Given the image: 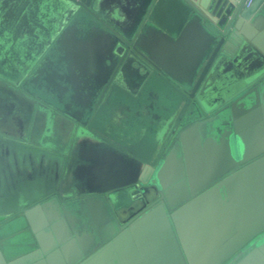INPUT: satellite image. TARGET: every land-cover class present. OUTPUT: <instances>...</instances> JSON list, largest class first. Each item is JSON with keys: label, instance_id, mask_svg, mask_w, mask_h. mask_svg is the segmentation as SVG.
Returning a JSON list of instances; mask_svg holds the SVG:
<instances>
[{"label": "water", "instance_id": "obj_1", "mask_svg": "<svg viewBox=\"0 0 264 264\" xmlns=\"http://www.w3.org/2000/svg\"><path fill=\"white\" fill-rule=\"evenodd\" d=\"M46 1L0 0V264H264V0Z\"/></svg>", "mask_w": 264, "mask_h": 264}, {"label": "crops", "instance_id": "obj_2", "mask_svg": "<svg viewBox=\"0 0 264 264\" xmlns=\"http://www.w3.org/2000/svg\"><path fill=\"white\" fill-rule=\"evenodd\" d=\"M35 3V10H37L36 12H34L33 14V18L31 20L30 23L36 24L35 30V34L34 35H30V37L32 39H41L43 42L45 43H50L51 38L54 36V30L56 29L55 25L59 24V23H63V27H66L67 24L70 22V18L67 16V11H66V7L62 6V5H57V7H53L52 4H50L49 1L46 0H33ZM102 1V8H103V12L105 14H108L109 19H111L114 23H119L122 20H125L126 16H128L132 9V1L134 0H101ZM46 12H45V10ZM42 10L44 14L40 13L39 11ZM54 10L56 12H54ZM33 30H31L30 33L33 32ZM89 30V31H88ZM62 31V28H61ZM77 34L75 35V38H77L78 42L84 41L86 44L88 43V46L84 45H80L79 47H68V48H60L58 54H60L61 59L63 60V57H65L64 55L66 54L67 57V62H69L68 64H70V68L72 70H74L75 75L78 76L81 74H83L82 72L85 71L84 69L86 68V66L84 67L82 62L84 60V57L86 58V53L90 54V52H94V53H101L103 50V46H104V42L102 45V41L100 44H98L100 42V36L97 33H94L92 31V29H87L86 27H83L80 24V27L76 29ZM18 33V31H17ZM60 33V32H59ZM19 35V33L17 34V36ZM83 35L85 36V39H82ZM87 37V38H86ZM84 43V44H85ZM39 46H31V47H25V48H17V62L18 61H22L19 59H24L25 55L28 54H36L39 49ZM46 49L48 48H44V50H42V52H40L41 54L43 52L46 51ZM68 54H72L73 61L74 63L70 62V57L68 56ZM65 62H63L61 64V69H64L66 66H68ZM60 67V66H59ZM50 68V63L46 66H44V73L41 74L38 79V83L41 82V80L44 81H48L50 80V76L48 73H46L45 71L48 70ZM77 68V69H76ZM66 69V68H65ZM80 73H79V71ZM62 76V75H60ZM63 77V76H62ZM103 132H108V129H102ZM118 132H123L127 134V131H124L122 129L117 130ZM66 143V142H65ZM65 149V151H67L66 149V145L63 147ZM37 168L34 167V171H35V176L33 174L32 176V183L36 184L38 182V178H39V173L38 171H36Z\"/></svg>", "mask_w": 264, "mask_h": 264}, {"label": "flooded vegetation", "instance_id": "obj_3", "mask_svg": "<svg viewBox=\"0 0 264 264\" xmlns=\"http://www.w3.org/2000/svg\"><path fill=\"white\" fill-rule=\"evenodd\" d=\"M264 240H261V241H259V242H257V243H255V245L256 246H259L262 242H263ZM250 243H248L247 245H245L240 251H242L243 253L245 252V251H247V249L248 250H251V248L254 246V245H251ZM238 254V253H237ZM237 254H234V255H232L231 257H229L225 262H223L222 264H231V263H233L236 259V257H237ZM237 260H239V258L237 259ZM236 260V261H237ZM235 261V262H236Z\"/></svg>", "mask_w": 264, "mask_h": 264}]
</instances>
